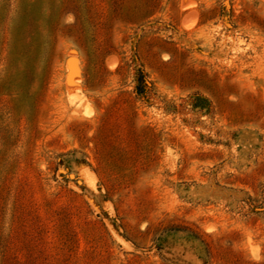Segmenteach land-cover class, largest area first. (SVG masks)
I'll list each match as a JSON object with an SVG mask.
<instances>
[{
	"label": "rangeland",
	"instance_id": "1",
	"mask_svg": "<svg viewBox=\"0 0 264 264\" xmlns=\"http://www.w3.org/2000/svg\"><path fill=\"white\" fill-rule=\"evenodd\" d=\"M0 264H264V0H0Z\"/></svg>",
	"mask_w": 264,
	"mask_h": 264
},
{
	"label": "water",
	"instance_id": "2",
	"mask_svg": "<svg viewBox=\"0 0 264 264\" xmlns=\"http://www.w3.org/2000/svg\"><path fill=\"white\" fill-rule=\"evenodd\" d=\"M70 176H72V174H70Z\"/></svg>",
	"mask_w": 264,
	"mask_h": 264
}]
</instances>
